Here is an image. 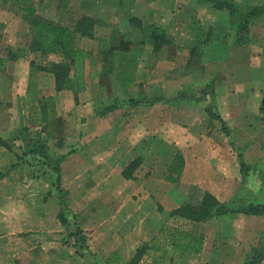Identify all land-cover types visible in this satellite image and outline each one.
Segmentation results:
<instances>
[{"label": "rangeland", "instance_id": "1", "mask_svg": "<svg viewBox=\"0 0 264 264\" xmlns=\"http://www.w3.org/2000/svg\"><path fill=\"white\" fill-rule=\"evenodd\" d=\"M41 1L29 0V4L35 10ZM229 1L241 7L264 2ZM157 2L151 11L145 0L140 2L138 12L142 23L132 22L131 30L121 35L122 48L105 51L107 45L101 48L103 53H95L94 61L91 57L88 59V77L94 80L89 93L90 96L99 95L93 102L94 111L89 113V124L85 115L76 113L74 106L65 107L62 129L66 138L51 135L52 124L47 122L39 124L45 138H38L36 133L39 129L36 133L33 129L30 133H18L4 141L9 148L0 142V220L10 217L11 198L15 197L22 200L24 208L44 205L48 214L46 225L51 230L30 235L36 242V251L27 254V243L20 241L19 246L15 244L14 247L17 259L12 262V259H6L7 256L0 255V264H130L135 247L155 236L164 224L203 237L201 249L198 252L186 250L178 264H246L251 256L264 252V214L237 212L250 203L264 205V127L259 111L263 98L259 88L264 87V15L250 25L248 41L237 44L229 15L215 9L206 0ZM10 4L0 0V89L5 81L3 76L8 75L9 54L23 49V56L17 59L34 62L28 89L32 84L36 97L39 88L42 91L41 86L47 81V74L41 68L56 61L57 55H42L27 49L31 39L28 24L21 12ZM147 11L151 16L143 15ZM2 18L7 22L5 27L2 26ZM156 19L161 20L172 40L171 44L158 51L153 50L147 28L148 24H157ZM117 63L125 65L126 72H131L133 77L136 74L140 81L129 86L131 93L126 91V95L113 97L114 92L120 89ZM100 67L106 72L99 74L97 70ZM12 72L23 74L25 68L17 66ZM23 81L20 80V84ZM179 93H186L191 100L175 101ZM131 95L137 99L163 97L164 100L156 101L154 105H132L128 103ZM112 105L115 106L113 110L105 111ZM205 107L213 108L219 114L224 127L206 112ZM4 110L0 104V116ZM74 113L76 116L71 119L66 117V114L71 116ZM85 124L86 129L83 128ZM84 136L88 138L82 142L77 139ZM114 148L121 158L106 167L105 159ZM132 151L140 158L136 166L144 163V175L163 183L164 196H152L155 200L151 203L153 207L161 210L163 205L173 206L172 210L186 203L196 204L200 192L210 184L214 195L229 212L200 221L179 215L168 216L157 231L133 242L106 237L98 226L107 228L111 226L109 223L115 222L113 225H121L123 230L128 226L127 213L118 214L116 206H125L129 198L121 202L118 196L107 191L104 177L110 178L113 190L129 192V187L121 183L119 186L117 179L120 175L126 178L123 171L131 162L127 157ZM177 152H185L192 163L184 181L179 180L177 170L180 168L182 171L183 165L180 167L175 159ZM59 157L68 158L64 174L69 176L70 205L61 203L58 210L47 196H18L24 192L22 183L21 191L14 189L13 196L5 197V192H13V178L15 180L18 176L26 184L25 175L33 173L32 170H37L41 164L53 169ZM11 158H15L14 164H9ZM78 161L84 164L83 200L78 202L79 211L75 213L77 207L71 202L76 195L80 198V191L72 188L74 177L70 174ZM19 166L21 171L12 174L8 180L7 175ZM171 167L174 171H170ZM133 169L125 170L129 177ZM173 189L180 190L181 195L179 191L177 193L181 198L174 200L167 196ZM64 224L71 229L65 230V226L63 229ZM16 232H19V237L27 235L22 228ZM61 248H64L62 253L59 251ZM253 248L257 252H251ZM137 264L152 263L147 255H143ZM260 264H264V258Z\"/></svg>", "mask_w": 264, "mask_h": 264}, {"label": "crops", "instance_id": "2", "mask_svg": "<svg viewBox=\"0 0 264 264\" xmlns=\"http://www.w3.org/2000/svg\"><path fill=\"white\" fill-rule=\"evenodd\" d=\"M141 1L144 0H42L37 8L35 7V15L49 23L67 26L70 28H74L77 22L83 17L91 19L94 22L92 35L87 36L77 33L75 43L80 48L91 50L93 52L91 60H93L95 53L98 52L102 47H106L107 45H115L121 35H124L131 30V18L136 17L140 19L141 14L138 12V9ZM145 4L149 7L148 10L151 11L153 5L158 4V2L157 0H145ZM143 15L146 17L151 16V12H144ZM1 20L2 26H7V22L4 20V18H2ZM113 20L115 21V23H111V21ZM156 20V26L165 28L161 20ZM22 35L23 34H21V36ZM18 36H20V34ZM113 36L116 37V39H114ZM7 65L8 67L6 69V72L8 73V75L3 76L5 81L4 83H2L3 88L0 89V95L5 96L0 97L1 107L5 108L4 114L0 116V121L2 120V123L0 122V140L6 142V140H8L9 138H14V136L18 133H22L25 131L30 133V131L33 129L35 130V133L37 132V129H39V131L36 133L37 137L39 134L38 138H45L46 135H44L45 133L41 131V127L38 124L31 123L30 121V109L32 103L31 99L29 100V97L27 96L28 79L30 73L29 63L24 62V60H18L17 58L11 57L10 59H8ZM120 65L118 63L116 64V74L118 75ZM17 66L25 68V73H13V68ZM97 72L100 74L102 72L105 73L106 71H101L100 67ZM45 73L47 74V81L45 85L41 86L42 91H40L39 88V93H37L38 96L36 97L34 96V94H32L31 91V96L34 99H37L42 95H51L54 97L56 113L54 116L55 118L52 122H50L52 124L51 135L53 134L57 137L66 138L65 131L62 129V113H64L65 111L64 108H70V106H74V109L76 108V113L81 116L85 115L87 124H89V113L94 111L95 106L93 102L96 97H99V95L90 96L89 91L93 87L92 84L94 83V80L91 79L92 77H88L90 72H88L87 64L85 68L87 83L86 89L85 91L78 93L76 96L69 89H64L57 92L55 90V79L53 73ZM22 78L24 79V81L23 84H20V80H23ZM139 81L140 80H138L135 74L131 86H135L134 84ZM118 84L120 89L114 92L113 97L124 94L126 95V91L131 93V90H128L129 87L122 88L120 86V79H118ZM259 90L264 93V87L259 88ZM128 98H133V95L129 96ZM85 101L87 102L83 104V102ZM77 102H79L78 105L76 104ZM156 103L157 102L153 103V105ZM73 116H76V114L74 113L71 116L66 114V117L69 119H71ZM3 117L5 119H3ZM160 122H162V119ZM87 124H85L83 128L86 129ZM83 128L81 127V129ZM160 129H163V126H161ZM85 138H88V136L77 139L81 140L82 142V140ZM114 149V151L109 152L107 158L105 159L107 164L106 167L114 165L117 159L121 158L118 157L121 156V154L117 153L116 148ZM137 154L138 153L135 154L132 151L131 154L128 155L127 161L130 162L134 160V158L136 159L137 156H139ZM182 156L184 161L183 169L179 175V180L184 181L187 177L186 174L190 170L192 163L188 160L185 152L182 153ZM67 159L68 158H62L58 162V167L60 169L59 183H56V173L54 172V170L46 164H41L38 165V167L36 168L37 170H32L34 174L29 172L28 175H25L27 180L26 184L25 182L21 181L18 176L17 178H15V180L13 178L11 191H13L14 189H18L17 191H21V188L19 187L22 183V186L25 187L23 188L24 192L17 194L18 196H20L21 194L28 197L47 196L48 201L52 202L53 204L55 203L56 209L58 210L61 209V203H67V205L69 203L70 205L69 201L71 200L68 199V197L70 196V185L67 184L69 176L64 174V170L68 166ZM15 162V158H11L9 164H14ZM78 163L76 164L74 172L70 174V177H74L71 180V182H73L72 188L76 189V192L80 191V198L78 199V195H76L74 197V200L71 202L77 207L75 208V211L73 210L75 213H78L79 211L78 202H81L83 200L82 187L84 179V164L80 161H78ZM144 166V163H140L133 169L130 177H126V179L122 175H120V178L117 179L119 181V186L121 183L122 185L124 184L126 187H129V192L122 191L121 189H119L118 191H116V189L113 190V186L109 184L110 178L108 176L104 177V179L107 180V184L105 186L107 188V191H110L112 195L115 194L114 196H118V200L121 202H123L124 199L129 198V200L126 201L127 204H125V206L124 204H119L116 206L118 214L119 212L121 213L124 211L127 213L126 217L129 223L128 226L124 230L121 225H113L117 222L113 224L109 223L111 226L107 228L102 227L101 225L98 226V229L101 230L102 228L103 233L105 232L104 235L106 237H113L117 241H119V239L122 240L123 238L127 243L128 241L125 239L133 242L138 237L147 236L148 234L157 231V229H159V226L164 223V220L168 218L169 211L173 206L167 207L163 205V208L161 210H158L156 207H153L151 205V203L155 201L152 196H164V192L161 189V186L163 187V183L162 181L151 180L150 177H146L144 175V173L146 174ZM20 171V166L14 168V170H11V172L7 175V179H11L12 174H18ZM179 183L180 182H178V184ZM16 185L18 187H16ZM205 187L206 191L214 195V191L210 184ZM173 190L170 191L167 196H172V199L174 200L181 198L180 190L176 189L174 190V193ZM178 191L180 195L177 193ZM1 193L2 192H0V195ZM4 194L5 197H10L14 195V191L11 193L5 192ZM133 197H135V199ZM21 202L22 200L12 197V212H9V214L7 213L8 215H10V217H3L0 220V255L2 257L7 256L6 259H12V262L17 259L15 258L16 253H14V247H16L15 244L19 246L20 241H22V243L24 244L27 243L28 248L25 247V249L28 250L27 254L33 253L34 251H36V242L33 238L30 237V235L37 231H40L42 233L51 231L46 225L48 214L46 212L47 210L44 209V205L42 207L39 205H29V207L24 208L21 205ZM132 212H134V215L132 214ZM21 213H23V215H21ZM55 214H57L56 211L54 212V215ZM116 219H120V216L118 218L116 216ZM153 222H155L156 224H154ZM57 224L60 227L62 226L61 222L59 221ZM65 224L63 225V229L67 227L65 230H70L71 226ZM20 228H22V231H24V233H27L26 236L19 237V232L16 231H19ZM63 249L64 248H61L59 251H61L62 253ZM48 251L49 253L51 252L50 250Z\"/></svg>", "mask_w": 264, "mask_h": 264}, {"label": "trees", "instance_id": "3", "mask_svg": "<svg viewBox=\"0 0 264 264\" xmlns=\"http://www.w3.org/2000/svg\"><path fill=\"white\" fill-rule=\"evenodd\" d=\"M9 1L11 6L18 12H21L23 19L27 22L29 31L31 33V39L29 41L27 49L33 53H39L42 55L55 54L57 60L50 63L49 66L41 68L44 72L53 73L55 79V90L61 91L69 89L76 96L78 93L85 91L86 74L85 68L88 59L92 56L91 50H85L76 45L75 41L77 33L80 35H92L94 22L87 18H81L74 28L67 26L57 25L49 23L35 15L34 7L29 4V0H3ZM217 10L226 12L229 15L232 27L234 29V39L237 44H244L248 41L249 28L254 20H257L264 15V2L259 4H251L248 6H239L229 0H206ZM134 21H140L139 18H131L130 23ZM142 23V21H140ZM139 22V23H140ZM150 31L149 37L152 40L153 50L158 51L164 46L172 43L171 38L168 36L166 30L160 26L154 24L147 25ZM114 37V36H113ZM116 39V37H114ZM124 42L120 37L115 45L109 46L105 51H111L113 49H120V45ZM98 52H104L98 51ZM97 52V53H98ZM23 49L16 53H10L12 58L22 57ZM30 68L32 69L34 62L31 60ZM119 79L120 86L126 88L132 85L133 75L131 72H126V66L120 65L119 67ZM33 69L30 70L29 76H32ZM32 78V77H31ZM32 86V84H31ZM30 88L27 91L29 100L31 99V114L30 121L33 124H42L52 122L55 118V103L54 97L40 96L34 100L31 96L34 94ZM29 93V95H28ZM164 100L163 97L155 98H131L128 103L132 105H138L141 103L153 104L156 101ZM175 101L191 100L190 96L186 93H179ZM170 101V100H169ZM115 108L114 105L107 106L105 111H110ZM206 112L214 119L220 121L224 127V122L217 112L213 108H204ZM259 111L261 113V121L264 127V93L260 103ZM1 144L6 148H9L7 143L1 141ZM62 157L56 159L53 170L56 173V183L60 180V169L58 162ZM175 159L180 167L183 165V156L180 152L175 154ZM137 162H140V158L132 160L125 168L133 169ZM242 166V164H241ZM123 171L125 177H129L126 171ZM170 171H174L171 167ZM178 175L181 170L178 168ZM229 210L224 204H222L215 195L203 190L200 192V199L196 204L186 203L172 209L169 216L179 215L187 218L191 221H200L211 216H221L228 213ZM232 213V210L230 211ZM237 212L245 214H264L263 204L250 203ZM203 237L192 234L189 231L182 230L176 227H172L169 224H164L160 227L158 233L148 241L135 247V253L130 260V264H137L143 255H147L151 259L152 264H178L181 255L186 250L192 252H198L202 247ZM251 252H257L256 249H252ZM117 255V254H115ZM264 258V252L255 254L249 258L246 264H260Z\"/></svg>", "mask_w": 264, "mask_h": 264}]
</instances>
